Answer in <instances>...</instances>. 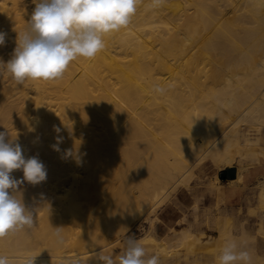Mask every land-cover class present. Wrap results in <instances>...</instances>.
Instances as JSON below:
<instances>
[{"label":"bare ground","instance_id":"bare-ground-1","mask_svg":"<svg viewBox=\"0 0 264 264\" xmlns=\"http://www.w3.org/2000/svg\"><path fill=\"white\" fill-rule=\"evenodd\" d=\"M154 4L139 0L130 24L105 35L101 52L77 58L60 79L17 85L0 66V132L22 146L25 158L38 156L47 170L40 184L19 186L17 198L36 220L0 238V255L16 264L28 256L34 264H101L98 254L107 255L145 209L158 208L187 187L201 162L223 169L241 149L246 167L237 169V179L249 166L257 179L256 204L248 209L257 216L256 230L244 218L234 234L225 216L212 239L188 243L186 231L175 237L191 251L212 242L217 264L225 238L237 237L252 264H264V0ZM34 7L33 0H0L5 64ZM57 136L59 151L53 148ZM121 153L134 161L113 179L109 166ZM11 175L20 179L23 172ZM222 201L219 187L217 203ZM52 211L62 222L48 239L39 234L50 225ZM70 223L81 229L79 253L47 254L50 242L57 247L75 234ZM35 247L37 255H28ZM18 249L25 252L13 255ZM87 249L99 253L89 258Z\"/></svg>","mask_w":264,"mask_h":264},{"label":"clouds","instance_id":"clouds-1","mask_svg":"<svg viewBox=\"0 0 264 264\" xmlns=\"http://www.w3.org/2000/svg\"><path fill=\"white\" fill-rule=\"evenodd\" d=\"M161 0H155L159 4ZM29 27L18 33L11 58L0 66L17 85L25 81H54L63 77L71 62L79 57L94 58L105 48L104 36L126 28L137 11L139 0H33ZM5 34L0 32V46ZM162 91V89H157ZM59 133L61 129L54 126ZM8 132H0V238L9 233L32 227L34 211L17 198L18 188L25 181L37 185L47 178V170L38 156L25 158L18 142L6 140ZM53 148L59 151L62 137L57 136ZM66 155H72L68 150ZM21 170L23 177L11 174ZM59 235V228H57ZM145 248L128 237L125 251L115 260L111 255L98 254L101 264H159L152 255L145 259ZM218 264H252V255L245 242L237 237L225 238L217 257ZM0 264H16L8 256L0 255ZM20 264H34L33 257H25ZM77 264V262H73Z\"/></svg>","mask_w":264,"mask_h":264},{"label":"rangeland","instance_id":"rangeland-1","mask_svg":"<svg viewBox=\"0 0 264 264\" xmlns=\"http://www.w3.org/2000/svg\"><path fill=\"white\" fill-rule=\"evenodd\" d=\"M154 5L156 6L157 4L155 3ZM232 125L230 124L226 128V131H229ZM242 155L241 149L233 152L231 165H227L223 169H216L212 162L208 160L201 162L194 169L193 178L187 187L177 188L158 208L154 210L145 209L134 222H131L130 227L119 236V239L111 244V250L107 255H111L115 260L125 251L128 237H133L145 248L146 256L144 258L147 259L152 255H156L159 258V264H217L214 259V246L212 242L208 241L204 243L206 245L204 250L191 251L175 235L186 231L189 235L188 243H193L201 238L207 241L215 237L217 234L216 227L225 216L230 218L233 223L232 231L234 234H237L239 228L237 220L247 215L248 207H253L256 204L257 179L253 176V168L251 166L248 167L249 170L244 169L242 171V179H237L236 176L234 180L228 178L223 180L219 178V173L230 167H235L236 170L239 167H246L245 162L241 160ZM132 159L129 160V157L123 153L115 156L109 166L113 179L117 174L124 172L125 165L128 162L134 161ZM247 162H249L248 159ZM219 187L220 190L222 188L226 191V196L220 204L217 203L216 199ZM60 189L61 187L57 186L55 190L59 191ZM50 215V225L39 234L42 236L46 235L48 239L52 238L53 227L62 222V220L58 221V212L52 211ZM249 216L250 220L247 222L252 232H254L258 225L255 222L257 216ZM195 217L198 219V223L195 222ZM63 220L67 222L66 217ZM196 223L197 225H195ZM68 227L75 234L60 241V246L57 247H52L51 245L53 244L50 242V245L46 247L47 254L59 253L65 256H75L79 253L80 250L75 247V241L77 238L76 234L81 232V229L76 223H70ZM172 229L174 230L172 231ZM33 239L39 243L42 241L38 235L34 236ZM54 246L56 245L54 244ZM89 249L91 250V248ZM89 249L85 251H90ZM37 251L38 249L35 247L27 254L31 256L37 255ZM91 251L85 256H89L90 258L94 254L99 253V251L92 253ZM20 252H25V250L18 249L13 255L20 254ZM80 257L82 258L79 255L78 258Z\"/></svg>","mask_w":264,"mask_h":264},{"label":"water","instance_id":"water-1","mask_svg":"<svg viewBox=\"0 0 264 264\" xmlns=\"http://www.w3.org/2000/svg\"><path fill=\"white\" fill-rule=\"evenodd\" d=\"M236 174H237V170L235 167H230V168H226L225 170H222L220 173H219V178L220 179H230V180H233L235 179L236 177Z\"/></svg>","mask_w":264,"mask_h":264},{"label":"crops","instance_id":"crops-1","mask_svg":"<svg viewBox=\"0 0 264 264\" xmlns=\"http://www.w3.org/2000/svg\"><path fill=\"white\" fill-rule=\"evenodd\" d=\"M215 167V166H214ZM216 168V167H215ZM217 169V168H216ZM254 176V175H253ZM234 180V179H233ZM257 184V183H256ZM221 194L223 195V198L226 196V191H224V189L221 188ZM216 199L218 201V195L216 194ZM251 208V207H248L247 208V215L246 216H243V218H240V220H237V222L239 223L241 220H243L244 218H247V220L249 221L250 220V216L248 215V209ZM248 216V217H247Z\"/></svg>","mask_w":264,"mask_h":264}]
</instances>
